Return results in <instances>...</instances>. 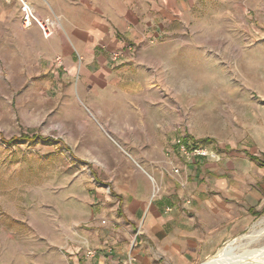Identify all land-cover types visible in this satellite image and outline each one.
Listing matches in <instances>:
<instances>
[{"label":"rangeland","instance_id":"obj_1","mask_svg":"<svg viewBox=\"0 0 264 264\" xmlns=\"http://www.w3.org/2000/svg\"><path fill=\"white\" fill-rule=\"evenodd\" d=\"M51 38L0 0V264H70L120 198L130 213L191 187L182 139L207 153L205 175L262 179L248 153L264 157V0H200L88 75L47 56ZM24 133L38 137L8 142ZM263 235L264 208L200 264Z\"/></svg>","mask_w":264,"mask_h":264},{"label":"crops","instance_id":"obj_2","mask_svg":"<svg viewBox=\"0 0 264 264\" xmlns=\"http://www.w3.org/2000/svg\"><path fill=\"white\" fill-rule=\"evenodd\" d=\"M199 1L32 0L41 18L57 22L53 37L43 41L49 43L43 48L47 56L61 55L65 68L77 66L84 75L112 64L113 51H119L118 61L129 44L136 47L173 22L185 21ZM204 160L187 161L191 187H162L161 198L150 207L134 204L127 213L120 198L110 229L87 245L95 256L79 249L70 264H200L216 253L264 208V175L251 177L253 185L239 173L205 175ZM140 211V218L133 217Z\"/></svg>","mask_w":264,"mask_h":264},{"label":"built area","instance_id":"obj_3","mask_svg":"<svg viewBox=\"0 0 264 264\" xmlns=\"http://www.w3.org/2000/svg\"><path fill=\"white\" fill-rule=\"evenodd\" d=\"M7 2H12L13 0H5ZM20 3L21 11H22V26L24 28H31L35 25L39 27L41 30L43 36L45 38H51L57 29V22L51 18H41L36 9L34 8L32 0H17ZM133 45L129 44L127 46V51H132ZM120 56L119 51H113L112 57L113 60H117ZM179 148L181 149V152L187 157V159L191 160L194 157L198 156H205L207 153L202 150L201 148L197 147H190V145H186L184 143L179 142ZM106 222V221H103ZM86 254L89 257H94L96 252L93 249H88L86 251Z\"/></svg>","mask_w":264,"mask_h":264},{"label":"bare ground","instance_id":"obj_4","mask_svg":"<svg viewBox=\"0 0 264 264\" xmlns=\"http://www.w3.org/2000/svg\"><path fill=\"white\" fill-rule=\"evenodd\" d=\"M262 239H264V235L253 237L248 241H246L245 243H247L248 245L253 243H259ZM255 245L257 246V244ZM242 248L244 249V247ZM235 258H237V260H232ZM204 264H264V246L254 249L245 248L244 253L241 256L237 255L236 257L231 255L229 256V253L226 250V248L221 249L215 258L209 259Z\"/></svg>","mask_w":264,"mask_h":264},{"label":"trees","instance_id":"obj_5","mask_svg":"<svg viewBox=\"0 0 264 264\" xmlns=\"http://www.w3.org/2000/svg\"><path fill=\"white\" fill-rule=\"evenodd\" d=\"M37 137H38L37 135H31V133H24V134H22L20 136H14V137L10 138L8 140V142L12 143L15 140L35 139ZM206 140L207 141H213L212 139H209V138H207ZM181 142L189 146V142H188L187 138L186 139H182ZM248 155H249L251 160L259 163L262 167H264V157L258 156V155H254V154H250V153H248ZM119 207H121V203H120Z\"/></svg>","mask_w":264,"mask_h":264}]
</instances>
